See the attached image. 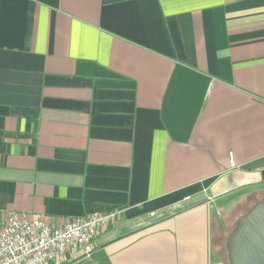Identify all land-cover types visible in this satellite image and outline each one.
Here are the masks:
<instances>
[{
  "label": "crops",
  "instance_id": "1",
  "mask_svg": "<svg viewBox=\"0 0 264 264\" xmlns=\"http://www.w3.org/2000/svg\"><path fill=\"white\" fill-rule=\"evenodd\" d=\"M263 171L264 0H0V224L118 212L53 264H231Z\"/></svg>",
  "mask_w": 264,
  "mask_h": 264
},
{
  "label": "built area",
  "instance_id": "2",
  "mask_svg": "<svg viewBox=\"0 0 264 264\" xmlns=\"http://www.w3.org/2000/svg\"><path fill=\"white\" fill-rule=\"evenodd\" d=\"M117 214L93 212L60 224L9 212L0 224V264H53L78 251L88 256L99 232Z\"/></svg>",
  "mask_w": 264,
  "mask_h": 264
},
{
  "label": "water",
  "instance_id": "3",
  "mask_svg": "<svg viewBox=\"0 0 264 264\" xmlns=\"http://www.w3.org/2000/svg\"><path fill=\"white\" fill-rule=\"evenodd\" d=\"M228 253L231 264H264V203L237 220L228 237Z\"/></svg>",
  "mask_w": 264,
  "mask_h": 264
},
{
  "label": "rangeland",
  "instance_id": "4",
  "mask_svg": "<svg viewBox=\"0 0 264 264\" xmlns=\"http://www.w3.org/2000/svg\"><path fill=\"white\" fill-rule=\"evenodd\" d=\"M261 189H263L262 192L251 193L248 197H246V199H244V201L241 204L233 207V209L230 210L231 211V217L234 218L238 213L243 212L246 209V207H248L254 201H257L256 204L264 203V186H262ZM248 191H249V189H248ZM227 215H228V213H227ZM233 228L235 229L234 223L232 225V229ZM226 264H228L227 260H226Z\"/></svg>",
  "mask_w": 264,
  "mask_h": 264
}]
</instances>
